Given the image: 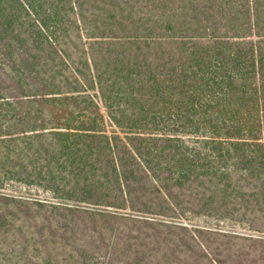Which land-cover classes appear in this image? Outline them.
I'll return each instance as SVG.
<instances>
[{"label": "trees", "instance_id": "obj_1", "mask_svg": "<svg viewBox=\"0 0 264 264\" xmlns=\"http://www.w3.org/2000/svg\"><path fill=\"white\" fill-rule=\"evenodd\" d=\"M96 214L264 264V0H0V264H116Z\"/></svg>", "mask_w": 264, "mask_h": 264}, {"label": "rangeland", "instance_id": "obj_2", "mask_svg": "<svg viewBox=\"0 0 264 264\" xmlns=\"http://www.w3.org/2000/svg\"><path fill=\"white\" fill-rule=\"evenodd\" d=\"M61 220L72 222V227L65 234L62 231L58 232L59 244L66 248L82 247L88 251V254L102 257L108 252L111 254L112 262L114 261L116 264L120 263V260L128 258L132 260L133 257L144 252L151 253L143 257L146 260L144 264H164L161 260L167 250H172L175 255L179 254V260L183 261L182 264H209L210 256L207 254L206 257V253L200 249L199 244L191 239L192 232L190 231L186 232L178 228L168 230L166 227L157 230L138 220L99 214L80 215V218L73 220L66 217ZM212 222L218 223L215 220ZM158 234H162L164 238H172V240H165L161 244L157 243ZM200 238L217 258H219V246L225 245L227 241H229L228 245L232 248V252L236 250V246L232 243L236 239L222 238L219 234H200ZM244 243L248 246L251 242ZM130 245L132 246L130 247ZM140 256L142 257L141 254ZM78 259L80 261L72 264H88L87 262L83 263L85 262L84 257H78ZM99 261L96 264H102L103 259ZM168 263L178 264L179 261H175L172 257Z\"/></svg>", "mask_w": 264, "mask_h": 264}]
</instances>
